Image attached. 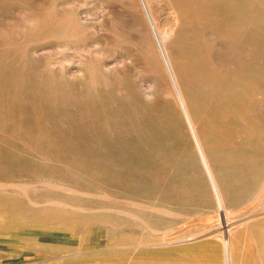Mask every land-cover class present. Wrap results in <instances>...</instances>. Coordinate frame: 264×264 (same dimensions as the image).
<instances>
[{
    "label": "rangeland",
    "instance_id": "obj_1",
    "mask_svg": "<svg viewBox=\"0 0 264 264\" xmlns=\"http://www.w3.org/2000/svg\"><path fill=\"white\" fill-rule=\"evenodd\" d=\"M147 2L165 52L145 0H0L1 261L232 264L264 216V0Z\"/></svg>",
    "mask_w": 264,
    "mask_h": 264
},
{
    "label": "crops",
    "instance_id": "obj_2",
    "mask_svg": "<svg viewBox=\"0 0 264 264\" xmlns=\"http://www.w3.org/2000/svg\"><path fill=\"white\" fill-rule=\"evenodd\" d=\"M196 141V140H195ZM200 142V140H199ZM206 171L208 173L211 185L215 194L217 195V201L221 210H225L223 196L219 193V187L217 185L214 174L212 173L207 157L202 150L201 142L196 141ZM203 151V153H202ZM204 159H206L204 161ZM211 172H210V171ZM213 175V176H211ZM212 178V179H211ZM217 190V191H216ZM222 198V199H221ZM220 199V200H219ZM223 206V207H222ZM230 240V241H229ZM228 242H225L229 254V261L232 264H264V216L261 218L253 219L247 223H243L239 229L236 230L233 237L230 236ZM230 248H229V247ZM0 264H16L14 261L4 262L0 260Z\"/></svg>",
    "mask_w": 264,
    "mask_h": 264
},
{
    "label": "bare ground",
    "instance_id": "obj_3",
    "mask_svg": "<svg viewBox=\"0 0 264 264\" xmlns=\"http://www.w3.org/2000/svg\"><path fill=\"white\" fill-rule=\"evenodd\" d=\"M170 2V1H169ZM168 4H171V3H168ZM140 5V4H139ZM172 5V4H171ZM145 6H146V10L148 11V13H149V15H150V18H151V22H152V25H153V29L155 30V32H156V35L159 37V42H160V44H161V47L163 48V51L165 52L166 50H164V41L165 42H167L166 40L167 39H169L170 37H171V32H172V29L174 28V23L172 24V26H171V32L169 31V29H168V32H166V31H159L158 29H157V24H156V21H155V19L153 18L154 16H152V12H151V8H150V5H148V2H147V0H145ZM165 6V5H164ZM171 7V6H170ZM155 13V12H154ZM170 13V12H169ZM148 15V14H147ZM148 15V16H149ZM160 15V14H159ZM159 17V16H158ZM172 18V17H171ZM169 19V18H168ZM169 20H172V21H175V20H173V19H169ZM148 21V20H147ZM149 22V21H148ZM147 23V22H146ZM168 23V22H167ZM170 25V24H169ZM148 26H150V25H148ZM163 26V25H162ZM164 26H165V23H164ZM151 27V26H150ZM165 27H163V29H164ZM168 28H169V26H168ZM162 29V28H161ZM166 30H167V28H166ZM153 32V31H152ZM164 32V33H163ZM173 35V34H172ZM153 37V36H152ZM158 39V38H157ZM167 54V53H166ZM165 54V55H166ZM170 58L168 57V60H169ZM167 60V61H168ZM164 61V60H163ZM162 61V62H163ZM167 61H165V62H167ZM167 65H168V67H169V70H170V72H171V75H172V79H174V81H175V77L176 76H174L175 75V73L173 72V69H172V67H171V63H169V61H168V63H166ZM167 69V68H166ZM171 78V77H170ZM178 82V81H177ZM173 83V82H172ZM175 84H176V87H177V93H178V96H179V99H180V103H181V107L183 108V111H184V113H185V115H186V118H187V120H188V122H189V124H190V126H191V128H192V131H193V133H194V138L196 139V141L198 142V143H200L199 142V137H198V135H197V132H196V130H195V127H194V125H193V123H192V120H191V118H190V116L188 115V109H187V105H186V102L184 101V98H183V94L181 93V90L179 89V87H178V85H177V83H176V81H175ZM175 89V88H174ZM177 95V94H176ZM178 98V97H177ZM198 146V145H197ZM201 146V145H200ZM203 150V149H202ZM200 151V150H199ZM202 153H203V151H202ZM204 154V153H203ZM202 155V154H201ZM206 159H204V161H205ZM206 162V161H205ZM205 162H203V163H205ZM208 162V161H207ZM205 165H207V164H205ZM210 171V170H209ZM211 172V171H210ZM210 176V175H209ZM211 176H213V175H211ZM212 179V178H211ZM3 186V185H2ZM5 186V185H4ZM213 187V186H212ZM4 188V187H3ZM215 191V190H214ZM217 191V190H216ZM219 193H221L220 191H219ZM216 195V194H215ZM220 195H222V194H220ZM217 196V195H216ZM222 199V198H221ZM220 200V199H219ZM223 207V206H222ZM225 211V210H224ZM220 222V221H219ZM225 223H227L228 224V222L227 221H225ZM225 223H224V227L226 228V226H229V225H225ZM222 224V223H221ZM230 238V237H229ZM228 239V238H227ZM229 240V239H228ZM227 240V241H228ZM230 241V240H229ZM227 243V242H226ZM229 247V246H228ZM230 248V247H229ZM230 258V257H229Z\"/></svg>",
    "mask_w": 264,
    "mask_h": 264
}]
</instances>
